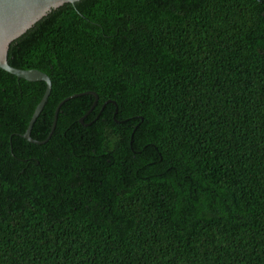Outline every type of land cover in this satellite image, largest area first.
<instances>
[{"label": "trees", "instance_id": "obj_1", "mask_svg": "<svg viewBox=\"0 0 264 264\" xmlns=\"http://www.w3.org/2000/svg\"><path fill=\"white\" fill-rule=\"evenodd\" d=\"M0 69V264H264V0H78ZM82 119V121H81Z\"/></svg>", "mask_w": 264, "mask_h": 264}, {"label": "water", "instance_id": "obj_2", "mask_svg": "<svg viewBox=\"0 0 264 264\" xmlns=\"http://www.w3.org/2000/svg\"><path fill=\"white\" fill-rule=\"evenodd\" d=\"M77 1L78 0H0V69L26 81H40L45 83L44 93L40 99V102L35 107L25 133L23 134V138L33 144H44L51 137L56 126L59 108L64 102L80 95L91 94L95 97L91 107L92 109L96 105L97 96L94 92H84L63 99L57 104L54 110L52 125L46 139L43 141L32 139L30 136V130L47 101L51 90V81L46 74L36 69L22 70L10 66L7 63L8 47L12 41L24 34L36 22L41 20L52 10L65 3L73 4Z\"/></svg>", "mask_w": 264, "mask_h": 264}]
</instances>
